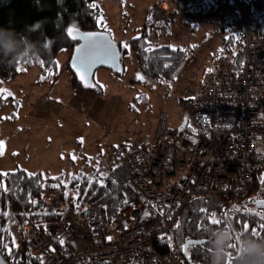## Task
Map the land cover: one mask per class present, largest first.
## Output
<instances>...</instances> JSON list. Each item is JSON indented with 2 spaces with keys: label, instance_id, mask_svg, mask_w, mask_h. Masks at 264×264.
I'll use <instances>...</instances> for the list:
<instances>
[{
  "label": "built area",
  "instance_id": "obj_1",
  "mask_svg": "<svg viewBox=\"0 0 264 264\" xmlns=\"http://www.w3.org/2000/svg\"><path fill=\"white\" fill-rule=\"evenodd\" d=\"M179 1L184 21L227 14L240 65H234L232 50L222 49L200 86L193 66L180 90L184 127L171 130L167 113L159 111L151 140L140 134L125 138L108 153L102 166L108 181L129 193L116 212L105 217L97 202L67 210L59 190L33 195L22 223L14 226L17 246L39 259L32 264H123L135 258L187 264L174 240L182 210L193 200H201L209 214L233 206L264 171V32L258 29L263 12L245 14L238 0H212L203 10H189L191 0ZM164 6L152 12L147 30L181 15Z\"/></svg>",
  "mask_w": 264,
  "mask_h": 264
},
{
  "label": "rangeland",
  "instance_id": "obj_2",
  "mask_svg": "<svg viewBox=\"0 0 264 264\" xmlns=\"http://www.w3.org/2000/svg\"><path fill=\"white\" fill-rule=\"evenodd\" d=\"M168 1L166 5L176 7L181 15L156 24L149 38L186 49L188 59L174 79L144 75L130 45V40L140 35L146 19L149 25L152 12L165 8L163 1L97 0L102 13L98 22L107 25V37L122 50L121 73L98 68L84 82L96 91L76 89L69 83L71 50L63 48L55 57L57 77L43 72L39 59L31 56L12 79L0 80V97L6 99L0 104L1 174L23 171L45 178L59 176L55 183L67 186L73 177L100 169L110 148L122 139L140 134L145 141L151 140L159 111L167 113L171 130L182 125L186 119L179 108L182 84L193 66L199 68L198 86L213 71L215 55L222 47L215 18L227 14L200 23L184 21L181 2ZM238 1L243 9L261 7L264 12V0ZM260 24L264 27V14ZM224 26L226 36L230 30L236 35L229 25ZM53 190L66 197L71 193L66 187ZM12 232L14 235V228ZM123 264L143 263L135 258Z\"/></svg>",
  "mask_w": 264,
  "mask_h": 264
},
{
  "label": "trees",
  "instance_id": "obj_3",
  "mask_svg": "<svg viewBox=\"0 0 264 264\" xmlns=\"http://www.w3.org/2000/svg\"><path fill=\"white\" fill-rule=\"evenodd\" d=\"M211 3L212 0H191L188 9L203 10ZM260 9L263 12L261 7ZM101 14L97 0H0V80L12 79L19 73L21 64L31 61V56L39 59L43 72L57 77L55 57L61 49L70 48L72 54L81 34L106 35L107 25L98 22ZM146 20L140 35L130 40L137 65L150 78L174 79L188 59L187 51L182 47L152 41ZM260 22L261 20L258 29L264 32ZM225 25H229V22L226 21ZM230 31L231 34L221 37L222 47L218 52L224 48L232 50L233 63L238 67L242 60L237 50L236 35ZM115 45L120 63L116 71L121 73L122 50ZM70 59V86L96 91L90 85H84L87 78L81 74L80 77L73 71ZM5 101L0 97V104ZM114 148L115 146L110 150ZM258 179L262 180L259 174L253 182H258ZM58 180L59 176L45 178L39 173L27 174L23 171L0 173V253L9 264H32L39 260L17 246L12 232L17 223H22L21 212L29 208L30 198L39 191L66 187L71 191L68 197L65 193L62 195L67 210H77L86 202H97L101 204L105 217L119 210L129 194L126 189L115 190L102 167L73 177L67 186L55 183ZM246 200L247 196L216 214L207 213L201 200H193L182 210L174 240L181 253L186 241L197 242L186 247L187 264H264V217L239 213L242 210L239 207ZM34 218L46 222L53 220L50 214H35ZM229 219H237L238 229L244 228L246 222H249L245 233L250 239V249L239 257L233 244L236 228L231 226ZM226 229L227 233L224 232ZM259 232L263 233L258 235ZM224 247L227 252L235 253L232 254L235 255L232 261L227 258L230 256H227L226 251H219Z\"/></svg>",
  "mask_w": 264,
  "mask_h": 264
},
{
  "label": "water",
  "instance_id": "obj_4",
  "mask_svg": "<svg viewBox=\"0 0 264 264\" xmlns=\"http://www.w3.org/2000/svg\"><path fill=\"white\" fill-rule=\"evenodd\" d=\"M80 41L73 49L70 64L76 74L90 76L96 69L105 68L110 70L119 69V52L114 42L103 33H91L79 35ZM81 77V76H80ZM87 80V79H86ZM184 118L182 126L184 127ZM264 179V173L260 175ZM194 241H186L183 246V257L187 261L186 247L196 244ZM0 264H9L0 253Z\"/></svg>",
  "mask_w": 264,
  "mask_h": 264
},
{
  "label": "flooded vegetation",
  "instance_id": "obj_5",
  "mask_svg": "<svg viewBox=\"0 0 264 264\" xmlns=\"http://www.w3.org/2000/svg\"><path fill=\"white\" fill-rule=\"evenodd\" d=\"M244 204L239 207V209L242 208V210H240L239 213L264 217V179H262L261 181L258 179V182L251 183L249 188V193L247 195V200L244 202ZM236 220L237 219H229L231 226L235 228L238 227V224H236ZM248 223L249 222H246V226L242 229L241 228L235 229L236 233L233 238V244L236 247L235 253L237 252L236 254H238V257L240 255H244L248 253L250 249V243H249L250 239L247 237L245 233V231L247 232L248 230ZM224 232L227 233L228 230L226 229ZM262 233L263 232H259L258 235H261ZM222 250L227 252L225 247L221 248V250L219 251ZM233 253H234L233 251L227 252L228 254L227 256H230L227 258L230 259V261H232L231 259L235 258V255H232ZM238 264H242V263L238 262Z\"/></svg>",
  "mask_w": 264,
  "mask_h": 264
},
{
  "label": "crops",
  "instance_id": "obj_6",
  "mask_svg": "<svg viewBox=\"0 0 264 264\" xmlns=\"http://www.w3.org/2000/svg\"><path fill=\"white\" fill-rule=\"evenodd\" d=\"M160 1H163L162 2L163 4H166V3L169 2L168 0H160ZM251 10H253V9H243V11H244L245 14H248ZM215 19H216V23H217L216 24V27L219 29V32L222 34V36H226L227 33H225V31H224V29H226V27L224 26V24L227 21V18L226 17H218V18H215ZM215 19H213V20H215ZM144 22H143V24H144ZM143 24L141 25V29L143 27ZM192 28H193V26H191L190 29L192 30ZM175 33L177 35V32L176 31L175 32L172 31V35L175 34Z\"/></svg>",
  "mask_w": 264,
  "mask_h": 264
}]
</instances>
